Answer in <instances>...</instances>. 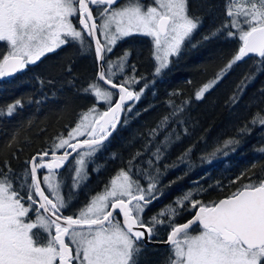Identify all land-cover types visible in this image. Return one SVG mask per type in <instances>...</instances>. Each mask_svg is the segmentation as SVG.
Masks as SVG:
<instances>
[{"label":"snow or ice","instance_id":"1","mask_svg":"<svg viewBox=\"0 0 264 264\" xmlns=\"http://www.w3.org/2000/svg\"><path fill=\"white\" fill-rule=\"evenodd\" d=\"M225 11V23L192 43L203 20L190 15L189 0H149L147 4L144 0H0V79L68 45H77L82 55L94 52L98 69L95 80L82 89L94 97L93 107L80 113L67 138L58 137L50 151L31 157L19 174L7 161V171L0 168V264H139L147 243L158 235L157 227L169 229L166 264H264V176L207 204L193 199L204 191L197 187L177 197L166 210L147 220L143 217L163 195L158 187L163 175L159 162L181 138L174 128L168 131L171 124L183 123L178 117L191 102L172 99L181 95L178 91L167 101L169 113L149 131L144 151L137 152L128 168L119 170L101 192L86 193L88 200L77 213L63 214L86 185L87 167L95 163V155L121 114L130 113L150 86L145 82L139 91L133 90L145 78L135 75V65H131L132 75L126 73L130 52L115 61L107 59L120 40L132 35L150 38L154 77L186 43L196 47L221 35L236 41L238 47L225 66L195 91L196 100L246 58L255 61L257 73L264 71V0H226ZM67 70L71 72V66ZM254 79L255 74L246 76L238 92ZM260 91L264 95V88ZM238 99L237 94L230 98L233 104ZM98 103H103V111ZM21 107V99L0 107V117H11ZM250 123L264 127V116L257 113ZM247 130L245 126L240 132ZM235 143L229 139L224 146ZM191 151L188 148L178 160L183 162ZM259 151L264 153V148ZM145 154H149L143 161L146 168L136 163ZM175 166L165 165V170ZM65 167L71 181L67 199L61 191L69 177L55 179V170ZM188 205L195 210L193 217L176 223L174 218ZM30 213L35 220L26 222Z\"/></svg>","mask_w":264,"mask_h":264},{"label":"trees","instance_id":"2","mask_svg":"<svg viewBox=\"0 0 264 264\" xmlns=\"http://www.w3.org/2000/svg\"><path fill=\"white\" fill-rule=\"evenodd\" d=\"M225 4L226 0H189L190 15L203 20L192 37V43L201 41L204 35L225 23ZM237 47L236 41L226 40L223 35L203 41L196 47L186 43L180 54L171 58L169 66L154 77V72L146 73L141 69L146 63L153 69L155 67L150 38L134 35L119 42L113 55L118 58L125 51L130 52L126 73L132 75L131 65H135V75L145 78L135 90H140L145 82L150 86L135 103V106L143 108L141 114L128 119L139 122L134 131L125 137L113 136L95 155V163L108 166L97 179L101 181L114 171L127 169L128 161L137 152L144 151L149 131L169 113L167 101L170 94L177 91L181 95L172 99L191 102L178 117L183 123H173L168 129L174 128L181 138L159 162L163 175L158 187L163 195L153 202L157 204L154 207L156 213L166 210L177 197L197 187L204 191L194 195L193 199L207 204L229 196L250 180L264 176V153L259 151L264 148V127L250 123L257 113L264 116V95L260 91L264 88V71L257 73L255 61L246 58L234 65L203 99L194 97L196 90L215 78ZM59 55L58 50L47 54L26 70L0 79V107L17 99L23 101V107L18 108L14 115L0 117V168H4L7 161L13 172L19 174L26 167V161L47 150L57 136L64 135L79 120L80 113L94 104V97L82 89L95 80L87 79L95 64L66 51ZM69 66L71 72L67 70ZM73 74L75 78L71 77ZM252 74H255V79L243 88L242 93L238 92L241 81ZM234 94L239 96L235 104L230 100ZM245 126L248 130L241 133ZM184 129H187V134ZM229 139L237 143L225 147L224 142ZM188 148L192 151L181 162L178 157ZM148 158L149 154H145L136 163L146 168L143 161ZM165 165L176 166L165 170ZM106 170L109 173L105 174ZM141 183L145 182L141 180ZM194 212L190 205L186 206L174 218L175 222L185 221ZM168 231L157 227L158 235L154 239H166ZM141 255L143 258L139 264H166L169 247L147 245Z\"/></svg>","mask_w":264,"mask_h":264},{"label":"flooded vegetation","instance_id":"3","mask_svg":"<svg viewBox=\"0 0 264 264\" xmlns=\"http://www.w3.org/2000/svg\"><path fill=\"white\" fill-rule=\"evenodd\" d=\"M122 2L123 1H121L120 3H122ZM73 22L76 23L75 20ZM99 37H100V34H99ZM65 51L67 53H70L71 55H74V57H79L81 59H86L87 61H89V63L95 64V69H94L93 73H91V75H89L87 77V79L88 80H92V79H95L96 78L98 69H97V63H96V60H95L94 52H91V53H87V54H83L82 55L80 53L79 48H78L77 45H68V46L62 47L61 49H58V55L60 54L59 57ZM110 57H115V55H113V53H110L108 55L107 59L110 60ZM105 67H107V65H105ZM141 69L143 70V72H146V73L148 71L150 73L154 72V69L152 67H150V64H148V63H146V65L145 64H142ZM71 77L72 78H75V74H73V76H71ZM7 78H10V77H7ZM136 87L137 86L134 87V90H135ZM135 91H139V90H135ZM114 99H116V97H114ZM141 110H143L142 107L135 106L130 113H127V114L124 113L123 114V119H122V122H121L120 126L113 133V135L106 142L103 143V145L106 144L107 142H109L113 138V136H115V135L116 136L121 135V136H124L125 137V136L129 135L130 133H132L134 131V129H135V126L138 125L139 122L128 121V119H131V118L135 117L137 113L140 115L141 114L140 113ZM156 117H158V116H156ZM76 123L77 122H75L74 124H72L67 129V131L63 135L64 138H67L68 131L71 130L72 128H74V126L76 125ZM57 138H58V136H57ZM57 138L54 141L58 142ZM83 138L84 137H80L79 139H83ZM53 142L50 144V146L48 147L47 150H49V151L51 150V145L53 144ZM73 142H75V141H73ZM107 147H108V145H107ZM108 148L106 150H108ZM60 151L62 152L63 150H60ZM57 154H59V152ZM107 167H108L107 164H101L99 162L88 165V167H87V173H88L89 178L86 181V185L84 187H82L81 190L79 191V197L77 199H75L69 205V207L66 210H64V213H63L64 215H69V214H72L74 211H77L79 209V207H82L87 202L88 196H86V193H88L89 195H91V194H95V193L99 192L100 190H102L104 188V186L106 184L109 183L110 178H114L118 174L119 170L118 171H114L113 174L110 175L109 177H106V178L103 177L104 179L102 178L103 180H101V181L99 179H97V177H99V175L102 176V174L104 173V170L103 169H106ZM93 168L100 169V172L93 171ZM107 170H109V169H107ZM107 170L105 171V174L106 173H109ZM42 171H43V174H47L46 173V170H42ZM55 171L61 176L62 174H64L65 172H67V168L65 167L62 171H58V170H55ZM55 179L58 181V175L55 177ZM70 182L71 181H70V177H69V179L66 180L65 186L62 187V191H61V194L64 195L66 199H67V194H68V186L67 185H69ZM42 187H44V185H42ZM155 206H157V204H153L152 203L149 206V208L145 211V213H143V217L145 218V220H147L149 217H151L154 214H156V212L154 211L155 210L154 209ZM41 213H43V210H41ZM25 219H26V222L34 221L35 220V215L33 213H30L29 214V217L28 218H25ZM34 231H38V229H34ZM163 240H165V239H163ZM57 264H58V262H57Z\"/></svg>","mask_w":264,"mask_h":264},{"label":"rangeland","instance_id":"4","mask_svg":"<svg viewBox=\"0 0 264 264\" xmlns=\"http://www.w3.org/2000/svg\"><path fill=\"white\" fill-rule=\"evenodd\" d=\"M144 3H145V4L149 3V0H144ZM132 36H134V35H132ZM140 36H141V35H140ZM129 37H131V36H129ZM100 38L102 39L103 37L100 36ZM127 38H128V37H127ZM124 39H126V38H124ZM124 39L120 40L119 42L123 41ZM119 42H118V43H119ZM118 43L114 46L112 53H114L115 50L117 49V45H118ZM171 58H172V57H169V63H170V61H171ZM110 60H112V61L117 60V56H115V57H110ZM100 84H101V83H100ZM135 86H136V85H135ZM135 86H134V87H135ZM101 87H104V85L101 84ZM133 90H134V89H133ZM134 91H135V90H134ZM135 103H136V102H135ZM92 107H93V105H91L90 107H88L85 111H87L88 109H90V108H92ZM98 110H100V111H103V110H104V105H103V103H98ZM85 111H84V112H85ZM77 123H78V121H77ZM74 127H75V126H74ZM64 177H70V174L68 173V171L65 172L64 174H62L61 176L58 174V181H59L60 179L64 178ZM102 190H103V189H102ZM102 190H100L99 192H101ZM99 192H97V193H99ZM80 208H81V207H79V209H80ZM79 209H78V210H79ZM78 210H77V211H74L72 214L77 213ZM193 234H195V233H193ZM142 258H143V255H140L139 260L141 261Z\"/></svg>","mask_w":264,"mask_h":264},{"label":"water","instance_id":"5","mask_svg":"<svg viewBox=\"0 0 264 264\" xmlns=\"http://www.w3.org/2000/svg\"><path fill=\"white\" fill-rule=\"evenodd\" d=\"M121 1H123V0H118V3H120ZM98 35V37H99V34H97ZM16 75V74H15ZM102 83V82H101ZM103 84V83H102ZM107 87H109L110 88V86H107ZM129 103H132V102H129ZM123 114L124 113H122L121 114V117H120V122L117 124V127L114 129V130H112V132H111V135H109L108 137H107V139L105 140V141H103V143L104 142H106L112 135H113V133L118 129V127L120 126V124H121V122H122V119H123ZM36 155V154H35ZM34 155V156H35ZM45 159H49V158H45ZM71 159V158H70ZM64 168H62V169H59L58 171H62ZM224 198H226V197H223V198H221V199H224ZM219 201V200H218ZM194 215V214H193ZM193 215L190 217V218H188V219H186L185 221H183V222H180V223H178V224H182V223H185V222H187L189 219H191L192 217H193ZM167 240V238L165 239V240H155V239H153V241L151 242V243H147V245H153V246H159V247H169V245L167 244V243H165V241Z\"/></svg>","mask_w":264,"mask_h":264}]
</instances>
